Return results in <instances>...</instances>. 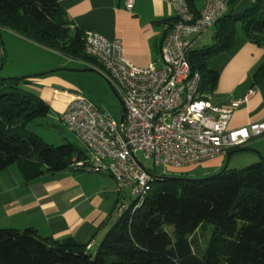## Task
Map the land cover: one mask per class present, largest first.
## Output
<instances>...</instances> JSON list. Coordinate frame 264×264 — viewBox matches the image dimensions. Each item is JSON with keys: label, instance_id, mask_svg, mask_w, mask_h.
<instances>
[{"label": "trees", "instance_id": "trees-1", "mask_svg": "<svg viewBox=\"0 0 264 264\" xmlns=\"http://www.w3.org/2000/svg\"><path fill=\"white\" fill-rule=\"evenodd\" d=\"M187 1L198 12L195 0ZM234 2L215 25L214 44L190 53L207 95L219 80L207 62L233 47L239 29L264 47V0L248 3L239 14ZM2 29L71 60L93 61L85 54L84 34L71 32L60 0H0ZM29 80L0 77V172L17 164L32 181L66 171L75 156L84 159L85 150L69 142L54 147L29 131L50 113L46 102L23 87ZM263 80L264 62L255 73L256 83ZM158 172L150 196L136 211L118 215L96 252L72 238H43L33 228H0V264H264V160L192 181ZM209 227L212 235L202 251L195 237Z\"/></svg>", "mask_w": 264, "mask_h": 264}, {"label": "built area", "instance_id": "built-area-1", "mask_svg": "<svg viewBox=\"0 0 264 264\" xmlns=\"http://www.w3.org/2000/svg\"><path fill=\"white\" fill-rule=\"evenodd\" d=\"M164 1L173 8L175 18L163 25L166 38L160 50L161 68L135 66L126 58L120 40L94 32L84 35L86 56L100 64L122 100L124 124L115 122L82 94L73 95L60 117L85 150L84 159L75 156L71 168L110 175L116 182L118 215L142 206L152 192L155 171H181L226 158L230 151L264 138V122L229 128L233 107L242 105L250 95L231 106L218 104L213 95L202 92V77L189 59L194 40L215 27L229 11L231 0H204L198 12L187 0ZM244 1L253 4L258 0ZM133 4L134 0H127L128 10ZM138 153L152 162L153 170L145 167Z\"/></svg>", "mask_w": 264, "mask_h": 264}, {"label": "crops", "instance_id": "crops-1", "mask_svg": "<svg viewBox=\"0 0 264 264\" xmlns=\"http://www.w3.org/2000/svg\"><path fill=\"white\" fill-rule=\"evenodd\" d=\"M60 5L72 33L80 31L85 35L94 32L109 40H120L126 58L135 66L162 67L160 50L166 38L163 25L175 18L173 8L164 0H134L131 10L127 8V0H60ZM203 7L204 1L199 7L195 0L198 11ZM247 8L248 3L244 0H235L233 4L235 14L243 13ZM216 33L217 27H214L195 39L193 50L211 47ZM67 59L78 64L75 70L86 69L106 78L112 86L95 60L81 64ZM263 62L264 47L247 40L241 29L228 52L216 55L207 62L208 69L219 73L213 92L215 102L231 106L235 100L250 95L242 105L233 107L230 129L264 122V80L260 83L255 81V73ZM65 65L55 67L67 69ZM50 69L43 67L15 72L12 67L5 77L42 75ZM75 73L84 72L59 71L32 78L23 87L49 105V114L61 115L73 95L81 94L78 92L81 88L68 77V74ZM246 148L251 149L248 153L255 154L251 163L257 161V152L264 157V138L252 140ZM208 162L213 166V172L207 176H212L223 170L226 158ZM115 190L116 182L107 174L69 168L58 174L45 173L27 181L15 164L0 172V228L19 231L33 228L43 238L59 241L72 238L79 244L89 245L90 250L96 252L116 222L118 196Z\"/></svg>", "mask_w": 264, "mask_h": 264}, {"label": "rangeland", "instance_id": "rangeland-1", "mask_svg": "<svg viewBox=\"0 0 264 264\" xmlns=\"http://www.w3.org/2000/svg\"><path fill=\"white\" fill-rule=\"evenodd\" d=\"M204 0H196L199 7ZM4 57V65L0 73L1 78H6L9 68H15V72L25 69H40L43 67L52 68L50 71L57 70L58 64H66L67 69H75L78 64L69 62L66 57L60 53L48 49L32 40L26 39L17 33L2 29L0 31V68ZM12 66V67H11ZM50 66V67H49ZM81 68V67H80ZM20 71V72H22ZM66 75V74H63ZM69 79L81 88L80 92L94 103L103 113L109 115L115 122L120 124L122 116V107L118 98L114 95L106 78L96 76L91 72L68 74ZM26 76V75H25ZM23 77V76H22ZM13 78V77H11ZM28 91V90H27ZM61 115L51 112L46 118L39 119L29 127V131L38 135L47 144L54 147L62 146L66 143H72L74 146L82 147L81 140L71 132L61 121ZM252 153L239 154V158L230 161L229 170H242L252 166L260 161L251 163ZM138 157L144 163L145 167L152 169L151 161L144 158V155L138 153ZM207 163V164H206ZM213 166L210 162H205L184 168L182 171L170 169H160V173L167 177H185L188 179H204L213 172ZM153 170V169H152ZM117 210V209H116ZM118 220V213H115V221ZM213 227L206 230H199L196 234L200 249L204 251L210 241Z\"/></svg>", "mask_w": 264, "mask_h": 264}, {"label": "water", "instance_id": "water-1", "mask_svg": "<svg viewBox=\"0 0 264 264\" xmlns=\"http://www.w3.org/2000/svg\"><path fill=\"white\" fill-rule=\"evenodd\" d=\"M3 65H4V57L2 59V62H1V68H0V73H1V70L3 68ZM59 71H68V72H87L88 70L86 69H83V70H75V69H57V70H53V71H50L48 73H44L42 75H35V76H26V77H22V78H27V79H32V78H39V77H42V76H46L48 74H53V73H57ZM111 90L113 91L114 95L118 98L120 104H121V107H122V116H121V120H120V124L123 125L124 124V121H125V108H124V105L122 103V100L120 98V96L118 95V93L116 92V90L113 88V86H111ZM248 152V150L246 148H240V149H235V150H232L230 151L227 156H226V163H225V166L223 168V170L215 175H212L210 176L209 178H213V177H217L219 176V174H221L224 170L228 169V166H229V163L231 161V159L236 156V155H239V154H243V153H246ZM258 156L260 157V160H264V157L262 155H260L259 152H257ZM208 177H206L205 179H207ZM186 180H189V181H192L194 179H188V178H184Z\"/></svg>", "mask_w": 264, "mask_h": 264}]
</instances>
